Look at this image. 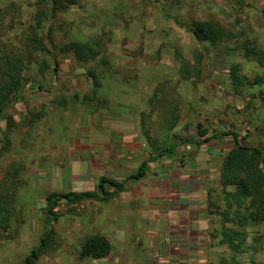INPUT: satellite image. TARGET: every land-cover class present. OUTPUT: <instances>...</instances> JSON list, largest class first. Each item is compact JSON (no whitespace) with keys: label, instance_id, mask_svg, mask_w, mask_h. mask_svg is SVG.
<instances>
[{"label":"rangeland","instance_id":"1","mask_svg":"<svg viewBox=\"0 0 264 264\" xmlns=\"http://www.w3.org/2000/svg\"><path fill=\"white\" fill-rule=\"evenodd\" d=\"M159 1L172 19L164 18L151 0H77L68 11L41 25L50 57L28 45L29 39L41 35L38 23L48 15V0H0V44L6 51L3 57L24 56L23 78L26 87L32 86L20 102L7 109L2 122L10 144L0 142V264H22L40 244L47 220L44 200L52 193L47 186L48 164L54 162L48 158L54 151L43 146L49 144L50 137H58V130L46 128V123L61 113L67 119L57 121L65 125L60 137L72 134L71 127L86 119L94 127H102L104 120L113 117L133 121L137 134L144 139L148 160L151 149L142 133L141 115L150 113L149 100L160 85L166 84L164 94L178 107L180 117L169 135L194 139L200 124L210 135L232 131L240 135L243 144L264 149V85L249 87L238 96L230 79L231 67L236 64L250 79L261 75L262 69L256 62L246 60L236 50V43L215 49L208 43H198L174 23V19L183 23L216 21L235 33L244 31L264 49V0ZM95 39L106 45L108 66L99 65L102 58L85 66L74 56L61 54L65 45ZM33 49L31 58L28 52ZM1 55L0 62L4 61ZM196 58L201 59V76L192 74L191 80H183V63L193 65ZM44 64L47 69L42 74ZM88 67L97 69L102 84L99 106L77 102L73 97L74 92L83 95L92 90ZM157 111L159 114L146 124L152 139L165 145L166 109L161 106ZM7 122L11 124L9 130ZM232 147L228 139L199 148L180 145L172 159L151 163L142 180L115 179L124 184L122 193L131 189L138 204L148 201L147 205H158L167 200L171 191L162 177L170 161L178 176L194 188L184 200L195 199L196 204L172 212L170 207L178 204L173 203L163 208L167 214H160L155 222L144 218L142 228L133 229L134 234L125 240L126 246L114 240L112 257L101 262L80 259L81 243L89 236L80 232V226L75 232L72 229L86 214L105 204L60 203L56 212L62 216L54 226L56 241L36 264H229L232 254L221 244L222 219L217 207L221 204V166ZM173 197L183 198L180 194ZM197 215L200 220L192 223V217ZM248 231L247 243L255 250L238 260L251 264L255 259L264 264V225Z\"/></svg>","mask_w":264,"mask_h":264},{"label":"trees","instance_id":"2","mask_svg":"<svg viewBox=\"0 0 264 264\" xmlns=\"http://www.w3.org/2000/svg\"><path fill=\"white\" fill-rule=\"evenodd\" d=\"M76 2L77 0H48V15L45 19H40L38 23L41 35L35 36L34 39H29L28 45L32 44L33 48L36 46L43 54L52 57L51 51L44 43L41 25L45 21L56 19L58 14L68 11L72 6L77 4ZM151 2L160 9L164 18L167 20L172 19L159 0H151ZM174 23L190 33L198 43H208L215 49L221 45L234 42L237 44L236 50L241 52L246 60L257 63L262 69V74L256 75L252 79L242 75L240 64L231 67L230 79L236 95L241 96L249 87L264 85V49L260 47L257 39L251 38L244 31L235 33L219 22L212 20L183 23L174 19ZM33 52L34 49L28 52L31 58ZM5 53L6 51H3L0 44L1 57ZM61 54L72 55L80 64L85 66L89 63H95L100 58L102 59H100L99 65H109L106 60V45L103 40L99 39L86 43L72 42L61 49ZM3 60L0 62V142L6 146L10 144V141L8 132L2 127L5 113L11 106L20 102L24 92L32 89V86L26 87L27 84L23 78V72L26 70L24 56L11 57L6 54ZM46 69L47 67L44 64L41 73L44 74ZM57 69L58 63L55 61V73ZM201 71V59L196 58V62L193 65L186 62L183 63L180 75L183 80L189 81L192 79V74L200 77ZM87 79L91 82L92 90L83 95L74 92V100L87 105L99 106L101 102L98 94L102 84L98 78L97 69L88 67ZM166 86V84H162L156 89L154 96L149 100V105L151 106L150 113H143L141 115L142 133L148 139L151 149L149 151L150 158L141 164L137 173L131 176V180L140 181L145 178L150 170L151 163L175 157L180 145H192L199 148L209 145L214 141L231 140L233 147L224 157L221 166L219 179L221 204L217 209L222 219L223 240L221 244L227 246L232 254L229 264H245L239 262V256L245 255L249 250H255L247 243L249 236L248 229L253 226L264 225V149L243 144L240 135L232 131L210 135L209 131L200 124L196 128V137L194 139L169 135L175 129L180 117L178 116V107L173 106L169 95L164 94ZM39 89L43 90L44 88L40 85ZM160 94L161 98H159ZM161 106L166 109L167 115L164 120L168 129L167 139L163 141V144L167 143L165 145L152 139L151 131L146 124L157 113L159 114L157 110ZM10 122H7L6 129L10 127ZM123 191V183L113 178L102 177L94 192H62L47 195L45 198V215L47 218L45 231L40 239L39 246L31 250L22 264H36L45 252L52 249L51 244L56 241L54 226L62 216L56 212L60 203L80 205L86 201H96L107 204L114 198H117ZM112 250V245L106 236L99 234L92 235L82 241L79 257L81 260L100 262L108 259L112 254ZM251 264L258 263L255 259H252Z\"/></svg>","mask_w":264,"mask_h":264},{"label":"crops","instance_id":"3","mask_svg":"<svg viewBox=\"0 0 264 264\" xmlns=\"http://www.w3.org/2000/svg\"><path fill=\"white\" fill-rule=\"evenodd\" d=\"M66 119L61 113L59 118L50 119L46 123L48 124L46 128L58 130L56 132L58 137L55 139L50 137L49 144L43 146L46 150L54 151V154L48 156L50 160H54L48 164L47 186L52 193L94 191L102 177L127 179L135 175L147 159L144 139L137 134L136 125L131 120L113 117L111 120H104L102 127H94L90 126L92 125L91 120L86 119L76 122V125L71 127L70 132L74 130L72 134L60 137L59 134L63 133L65 125L57 121ZM165 160L168 159L159 162L163 163ZM172 163L167 161L162 173V177L166 178L167 187L169 184L171 188V195L168 193L167 200H163L164 202L158 205L154 203V206L147 205L148 201L138 204L136 201L138 198L130 194L131 189L128 187L119 198H114L108 204L99 205L98 211H90L86 214L78 225H74L72 232L80 226V232L86 237L97 234L106 236L113 248L111 258L115 249L114 240H117L116 242L121 246H126L125 240L127 241L132 236L130 234H134L133 229L142 228L144 218H148L149 222H155L160 214H167L163 208L173 203L178 204L176 208L170 207L172 212L180 211L182 207H188V205L194 206L195 199L184 200L188 198L189 193L194 192L192 184H188L184 177L178 176L176 167L171 166ZM186 183L188 185H185ZM179 194L183 198L173 197ZM44 207H46L45 202ZM143 208H146L148 212L145 213ZM178 213L180 212H176ZM199 220L200 215H197L192 217L191 222L197 223Z\"/></svg>","mask_w":264,"mask_h":264}]
</instances>
